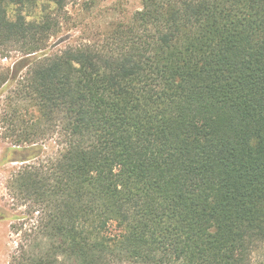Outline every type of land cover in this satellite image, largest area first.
I'll return each instance as SVG.
<instances>
[{"label": "trees", "instance_id": "obj_1", "mask_svg": "<svg viewBox=\"0 0 264 264\" xmlns=\"http://www.w3.org/2000/svg\"><path fill=\"white\" fill-rule=\"evenodd\" d=\"M69 1L29 19L37 0H0V54H18L0 71L5 160L21 162L7 189L38 213L11 264H249L264 0H141L102 42L52 51ZM47 137L57 153L37 160Z\"/></svg>", "mask_w": 264, "mask_h": 264}, {"label": "rangeland", "instance_id": "obj_2", "mask_svg": "<svg viewBox=\"0 0 264 264\" xmlns=\"http://www.w3.org/2000/svg\"><path fill=\"white\" fill-rule=\"evenodd\" d=\"M46 5H49L47 0H37L34 9L26 10L30 15L28 18L31 19L35 11ZM141 7V0H70L58 15V31L49 40V48L58 51L82 43H100L105 31L114 23L128 21ZM49 9L54 10L53 5ZM17 57L18 54H11L10 57L0 54V71L10 68ZM5 100L6 94L1 95L0 114ZM41 141L43 152L37 160L48 159L57 153L59 146L55 138L47 137ZM12 143L0 121V264H11L12 256L20 257V246L25 244V231L29 232L36 224L38 215L37 212L28 214V205L7 189L9 177L21 166V162L5 160L16 157L8 152ZM249 264H264V241L251 253Z\"/></svg>", "mask_w": 264, "mask_h": 264}]
</instances>
